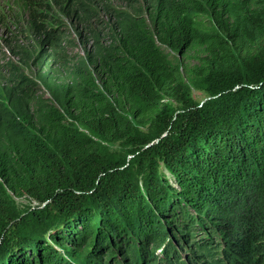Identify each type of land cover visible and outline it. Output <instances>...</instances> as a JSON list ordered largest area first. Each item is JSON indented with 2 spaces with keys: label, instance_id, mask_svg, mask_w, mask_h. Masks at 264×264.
Segmentation results:
<instances>
[{
  "label": "trees",
  "instance_id": "obj_1",
  "mask_svg": "<svg viewBox=\"0 0 264 264\" xmlns=\"http://www.w3.org/2000/svg\"><path fill=\"white\" fill-rule=\"evenodd\" d=\"M145 1V17L118 14L92 71L62 89L48 75L60 107L33 81L0 89V264L171 263L180 228H198L201 249L223 238L226 264H264V0ZM23 7L45 36L42 4ZM12 195L43 208L21 212ZM241 199L252 220L223 234L218 213Z\"/></svg>",
  "mask_w": 264,
  "mask_h": 264
},
{
  "label": "rangeland",
  "instance_id": "obj_2",
  "mask_svg": "<svg viewBox=\"0 0 264 264\" xmlns=\"http://www.w3.org/2000/svg\"><path fill=\"white\" fill-rule=\"evenodd\" d=\"M24 2L25 0H4L0 3V89L11 88L12 86L18 89L23 84L26 93V89H28L26 82L28 80L33 81L36 87L35 90L32 89L31 95L41 102L54 103L58 107L60 105L54 99L52 88L48 89L46 85L48 75L56 83L55 85L62 89L69 82V79L73 78V75L78 71L77 69L79 71L80 69L85 70V67L92 71V66L88 62V55L91 53L94 56L99 49L108 48L112 44L114 22L118 14L145 17L147 6L145 0H38L42 4L43 9L40 10V14L44 19L45 36H41L39 32L37 34L32 32L28 22V13L26 9H23L25 8L23 7ZM49 29L52 30L49 31ZM54 29H58L55 34H53ZM43 55L45 56L43 57ZM183 60L191 65L195 63L194 60L189 59V55L187 59L184 58ZM19 72L21 76L18 75ZM7 98L4 99V104L10 107ZM190 99L202 102L207 100L208 96L204 90L192 86ZM38 104L40 103L31 104L32 109H37ZM42 105L41 103L40 106ZM172 109L179 110V104L172 103ZM155 125L145 127L144 129L147 128L145 132L150 133L151 128ZM121 145L118 143L105 146L108 151L119 152L122 150ZM129 158L132 160L133 156L130 155ZM12 201L13 205L24 213L29 212V208L38 211L43 208L39 202L31 200L27 196L12 195ZM250 204L254 205L252 202L241 199L236 203L238 207L233 208L235 213H232L229 207H224V210L218 213L221 218L225 219L223 223L226 227L220 228L223 234L229 228L235 232H240L242 226L247 221L252 220L251 213L254 214L257 207L248 213L251 208ZM214 211L211 212L215 214ZM180 230L188 236L184 238L185 236L182 235L180 238L171 234L170 238L177 246L178 251L176 250L175 253L178 260L171 258L170 263L166 257L169 264H181V262L185 264H213L214 262L226 264L228 262L224 255L226 254L224 250L226 247L223 246V238L220 241L218 235L212 236L209 232H205L206 235L209 234L217 240L205 244V248L201 249L198 244L199 241H196L201 234V232L198 233V228L191 229L192 232H188L185 228H180ZM175 232H178V229ZM182 238L183 244L189 247L197 243V249H187L189 247L183 248L181 244L178 245L179 239ZM149 244L145 247L146 250L153 246V243ZM166 244H169V239L165 241L164 245ZM162 248L165 247L162 246ZM162 248L158 249L157 256L163 255L164 250ZM215 249L219 253L213 261L205 252H213ZM194 252L197 254L203 252L205 257L194 260L196 256ZM101 260L103 261L102 264H118L120 262V260L117 263L111 258L107 259V256H103ZM168 263L164 261L161 264ZM96 264H99L98 261Z\"/></svg>",
  "mask_w": 264,
  "mask_h": 264
},
{
  "label": "bare ground",
  "instance_id": "obj_3",
  "mask_svg": "<svg viewBox=\"0 0 264 264\" xmlns=\"http://www.w3.org/2000/svg\"><path fill=\"white\" fill-rule=\"evenodd\" d=\"M37 1V0H36ZM38 7V6H37ZM34 12V11H33ZM41 15V14H40ZM169 103V102H168Z\"/></svg>",
  "mask_w": 264,
  "mask_h": 264
}]
</instances>
